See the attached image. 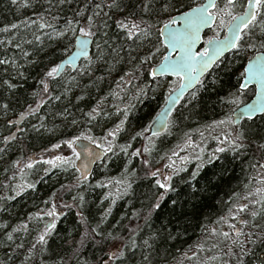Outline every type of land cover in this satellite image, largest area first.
<instances>
[{
	"label": "trees",
	"instance_id": "1",
	"mask_svg": "<svg viewBox=\"0 0 264 264\" xmlns=\"http://www.w3.org/2000/svg\"><path fill=\"white\" fill-rule=\"evenodd\" d=\"M203 1L180 0L184 5L181 11ZM32 2V7H19L11 0H0V29L6 25H18L16 29L0 31V41H4L0 43V58H15L18 65H23L21 71L24 73L23 77H19L12 66L0 64V103L9 104L6 112L0 108V197L9 195L15 197L12 200H0V204H3V209H0V224L8 225L7 228H0V260L6 264H23L31 244L37 243L39 248L36 237L45 224L53 219L45 213L51 208L52 203H55L56 211L62 212L63 215L55 220V229L48 237V251L42 254L43 264H59L61 258L64 264H82V261L96 264L98 258L110 247H114L108 233L117 237V240L123 238L127 241L133 236L134 231L138 245H142L143 239L153 232L164 237L154 244L150 253L152 264H224V262L236 264L238 256L227 254L228 249L225 245L228 242L210 230L216 228L217 233L220 230L231 231L220 217H227L228 210L234 207L236 198L245 196L256 186L254 181L264 170L253 165L264 163L262 159L264 151L258 149L259 141L253 138L254 143L245 149L237 152L227 149L224 152H217L218 147L224 146L220 143L224 138L221 133L227 135L229 129L220 126L215 130L210 128L206 130V126L236 109L235 104L226 103L228 94L238 86L237 77L243 71L242 65L245 66L248 59L256 52L264 51V48L257 44L256 49L240 53L232 50L226 54L222 62L215 65L202 78L203 83L185 95L173 110L169 121L174 120L175 123H168L166 131L159 135H149V131H145L144 136L130 141L132 135L143 131L152 123L156 113L167 100L168 85L175 81L174 86H177L179 79L158 77L153 81V78L144 71L132 77L129 83V76L126 73H129L136 63L131 57L143 55L150 45L143 48L133 45L130 49L128 44L124 43L122 30L117 29L113 23L120 14L115 10L109 12V9L105 8L104 11L109 12L112 17L108 21L107 36L103 37L108 40L109 47L102 45L103 51H98L96 45L100 43L102 34L98 33L94 37L90 55L94 60L91 71L87 74L78 71L81 65L87 64L86 58L75 71L68 68L63 78H58L52 84V90L55 94L61 95V99L46 101L34 115L21 117V112H26L29 105L35 107L34 101L38 102L39 97L33 93L41 91L39 81L46 67L50 63L60 62L74 48L69 43L70 35L64 39L41 36L42 45L35 40V35L50 30L38 31V25L25 27L28 19L35 20L36 16L47 8L45 0ZM98 2L101 0H72L71 4L58 10L59 19L55 27L58 30L63 29L66 21L73 17V10H78L83 4L89 5V11L85 16L90 14L91 4ZM53 15L57 13L54 12ZM225 31L226 29L224 31L210 29L206 31L205 39L213 35H223ZM155 35L154 30L152 43L156 42ZM110 37L114 39H109ZM8 40L12 43L8 44ZM258 40H261L259 31L255 33L253 43ZM17 43L30 53V59L35 58V63L24 62L21 49L15 47ZM118 45H123V50H120ZM66 46L69 48L68 52L64 51ZM113 48L116 51H112ZM161 52H164L163 48ZM101 55L103 59H97ZM161 58V55L157 54L154 63L158 64ZM69 76L75 77V80H69ZM8 79L18 85L15 90H9L3 85V81ZM146 83L147 94L139 95L137 90ZM68 87L71 91L65 95V89ZM193 91L196 92L195 97L192 95ZM254 92V87H249L239 98L245 103L252 98ZM78 96H82L83 99L77 100ZM97 102L102 103L109 116L99 117L97 122L88 125L96 136L102 135L104 130L123 118L125 105L131 106L125 130L118 136L117 143L124 144L130 141L132 147L128 150L129 154L140 148L141 155L131 157L129 163V155L119 149L115 150V154L107 153L106 157L96 164L92 175L79 187L76 186V177L79 173L74 169L56 167L45 174L43 169L49 165L40 160V156L43 155L45 160L54 155L70 156L71 150L66 145H61L59 149H53L51 145L78 134L86 123L83 114ZM65 108L72 113L67 119L57 115ZM117 108L121 111L117 112ZM73 117L80 121L76 126L70 123ZM9 120L14 123L9 124ZM41 122L53 131L34 130L33 125L39 128ZM239 125L253 129L264 128V114L256 116L254 121L245 118ZM9 135L15 136V139L5 142L3 138ZM217 136L220 140L215 139ZM148 137H151V144ZM188 141L190 143H187ZM182 143L183 148L176 150V155L170 154L168 157L164 155L166 148L173 145L177 149ZM145 145L151 149L149 154L143 152ZM213 153L215 158L209 162ZM29 157L37 160L31 169L24 167ZM145 159L149 160L151 167L143 164L142 161ZM14 161H20V164L14 165ZM162 162L167 165L168 174L175 170L169 181L172 185L171 190L159 188L155 185L157 177L146 175L150 168H155ZM25 182L34 183L36 186L25 187V190L17 195L16 185ZM61 185L65 187L61 188ZM54 192L56 195L53 198ZM156 193L166 195L161 202V208L153 211L149 217L148 209ZM80 195L84 197V204L76 207L73 197ZM65 204L71 207L65 208ZM109 207L111 213L105 216V210ZM37 212L41 213L39 217L34 215ZM79 213L84 214L86 221H81ZM30 215L32 219H29ZM242 215L248 218L246 213ZM229 219L238 227H243L245 232L250 230V226L239 225L238 217ZM22 222L27 224L28 230L13 233L14 243L6 242L5 232L11 231ZM255 223L264 226V218L257 217ZM96 225H100L97 231L102 232L103 237L93 234L94 238H85L83 247H79L78 241L81 240L85 227L91 231ZM168 233H171L173 238L168 239ZM198 243H203L204 247L197 249ZM20 244L24 247H17ZM77 248L80 252L78 257L74 255ZM194 251L197 252L196 256L192 255ZM233 251L238 253L239 249L233 246ZM260 251L261 248L257 247L256 253L259 254ZM142 255H149V250L142 246L131 249L123 264H143ZM243 259L245 264H249L252 257ZM38 261L39 257L29 260L27 264H38Z\"/></svg>",
	"mask_w": 264,
	"mask_h": 264
},
{
	"label": "snow or ice",
	"instance_id": "2",
	"mask_svg": "<svg viewBox=\"0 0 264 264\" xmlns=\"http://www.w3.org/2000/svg\"><path fill=\"white\" fill-rule=\"evenodd\" d=\"M13 4H17L19 7H32V0H11ZM47 8L44 9L42 14H38L36 19H28L25 27L28 25H38V31L42 29H49L50 31L44 33L41 31L40 35H35V40L43 44L41 36L47 38L64 39L70 35L71 39L69 43L76 50L67 59L61 60L58 63H50L39 81L42 86L41 91L34 92L33 95L39 97L38 102L34 101L35 107L29 105L26 112H21L20 116H31L40 110V105L46 101L55 99L59 101L61 95L55 94L52 90V84L57 81L58 78H63L64 72L67 70V65H75V61L78 57L84 56L87 60V64L79 67L81 74H87L91 71L92 64L94 63L93 57L87 54L88 45L90 40L102 34L100 43H97L96 47L98 51H103L104 47H109L108 40L103 39L107 36V29L109 28L108 21L112 19L109 12L115 10L120 15L113 21L116 28L122 30L124 43H127L131 49L133 45L137 47H147V50L143 55H137L131 57L136 63L133 64L132 69L126 75L129 76V83L131 78L138 76L142 72L146 71L156 81L158 77L164 76L165 74L171 73L179 79V86L173 81L168 85V99L165 102V106L156 113L157 119L152 121L147 128L143 131H138L130 137V141L135 140L137 137L144 136L145 131H151L152 125H156L159 129L164 128L165 123H175L174 120L169 121L168 117L173 110L181 96L194 84L203 83V75L210 68L221 63L223 60L224 53L228 50H234L237 53L245 52L248 49H256L257 44L260 48H264V0H206V3L196 4L194 7H189L186 11H181L184 7L180 3V0H101L98 3L91 4L90 14L85 16V13L89 11V5L83 4L78 10H73V17L66 21L63 29L58 30L55 27L56 21L59 19L58 10H62L65 5L72 3V0H45ZM109 9V12H105L104 9ZM240 9V10H238ZM56 12L57 15H53ZM175 12L176 15L171 13ZM80 17L81 19H77ZM83 20V22H82ZM157 25H162L157 28ZM17 24L6 25L0 31L7 32L10 29H16ZM205 27L210 29H218L220 31L227 30V35L219 36L213 35L206 41V46L197 50V43L203 39L201 30ZM155 30V43H152L153 33ZM259 31L261 40H255V33ZM163 38V39H161ZM114 39V38H109ZM74 41V43H73ZM4 43V41H0ZM8 44L12 41L8 40ZM31 43V41H28ZM16 48L21 49L22 57L24 62L27 64L35 63V58H29L30 53L21 48V44L17 43ZM120 50H123V45H118ZM161 48L164 52H161ZM65 52L69 51L66 46ZM112 51H116L115 48ZM172 53H175L173 55ZM157 54L161 55L160 62L154 63ZM131 56V52H129ZM97 59H103V56H98ZM0 64L10 65L15 69L16 75L23 77L24 73L21 71L23 65H18L15 58H0ZM243 71L239 73L237 77V87L234 91L228 94L226 103L235 104L237 107L235 110H231L230 113H226L222 119L214 120L210 125L206 126L207 129L215 130L216 127L225 126L229 129V133L224 135L223 140L220 141L223 147H218L217 152H224L226 149L233 152L245 149L249 144L254 143L253 138L259 141L257 145L258 149L264 151V128L253 129L251 127L246 128L243 125H239L238 122L241 118L246 117L248 121H254L257 114H264V54L257 55L254 59H248L247 65L243 66ZM69 80H75V77L69 76ZM123 79V77L121 78ZM256 80L259 84V92L257 100L251 104H244L243 108H240V104L243 101L240 100V95L248 88V82ZM5 85L9 90H15L18 85L13 83L10 79L4 80ZM147 83L144 87L137 90L139 95L147 94ZM71 91L68 87L65 89V95ZM193 97L196 96V92H192ZM82 96H78L77 100H82ZM103 100V98H101ZM130 105L124 106L122 112L123 118L119 120L114 126L107 128L103 131V134L96 136L92 132V128L88 125L97 122L99 117H107L109 113L104 110L101 102H97L94 106L83 114L86 120L85 126L76 135L70 136L68 139H61L58 143L51 145L53 149H59L61 145H66L71 150L70 156L65 155H54L51 158L45 160L43 155L40 156V160L44 161L49 167L44 168L45 174L52 171L53 168L61 167L67 170L68 168L74 169L79 173L76 177V186L79 187L83 182L88 179L90 172V165L97 160H101L107 153L115 154V150L119 149L121 152L129 155V163L131 157H139L141 155V149L136 148L130 154L129 148L132 147L131 142L124 144H118L117 138L120 133L125 130V123L128 119V112ZM0 108L4 109L5 112L9 108L8 103H0ZM117 112L121 110L116 109ZM58 116L67 119L72 113L68 112L65 108L62 112L57 113ZM43 120V117L40 118ZM9 124H13L14 121L9 120ZM71 125L76 126L80 121L73 117L70 121ZM33 129L39 131L44 129L45 131L51 132L52 128H47L46 124L39 123V128L33 125ZM166 131V129H164ZM20 131V129H18ZM153 136L159 135V131L152 132ZM203 137V134H201ZM4 141L15 139V136H5ZM215 139L220 140L217 136ZM149 143H152L151 137H148ZM87 141L88 143H84ZM187 143H190L188 141ZM95 145V148L92 147ZM79 149V150H77ZM47 151V150H45ZM151 149L145 145L143 147L144 153H150ZM203 153V149H201ZM83 155V161L77 166V161L81 160ZM172 155H176L175 152ZM215 158V153L211 159ZM186 159V158H182ZM264 159V157H262ZM171 161V158L169 157ZM144 165L150 166L149 160L145 159L142 161ZM14 165H19L20 161H14ZM37 160L32 157L28 158V162L24 167L31 169ZM174 163V162H172ZM259 167L264 170V163H258L253 167ZM167 167V165H165ZM175 174V170L167 176L161 172L159 168L146 172V175L157 177L161 176L163 179H156L155 185L161 189H172V185L168 182L171 180L172 175ZM255 187L249 190L245 196H238L233 208H229L228 216H221L220 220L227 224L231 231L220 230L217 233L216 228H212L210 231L214 234H218L228 243L225 245L228 249L227 254L230 256H238L236 264H245L243 257H252L249 264H264V226L255 223L257 217L264 218V171H262L256 180L254 181ZM34 183H24L16 185V194L19 195L27 188H35ZM61 185V188H64ZM130 187V185H129ZM55 192L52 197H55ZM166 193H156L152 199V203L148 209V216L156 209L161 208V202L163 201ZM14 196L0 197V200L14 199ZM51 199V198H50ZM73 201L76 202V207H81L84 204V197H73ZM78 201V202H77ZM115 201H113L114 203ZM251 205V206H250ZM257 206L259 208L257 209ZM65 208L71 207V205L65 204ZM0 209H3V204H0ZM6 210V209H5ZM175 211V209H173ZM111 213V208L105 210V216ZM247 214L248 218H245L242 214ZM47 216L53 219L47 222L43 230L38 233L36 240L37 243L31 244L27 249V253L24 257L23 264H27L29 260H34L39 257L38 264H43V255L48 251V237L51 236L55 229V220L58 219L62 212L56 211V204L52 203L51 208L45 213ZM39 217L41 213L37 212L34 214ZM82 222L86 221L83 213H79ZM230 217H238L239 225L250 226V230L244 231L243 227H238L237 224L232 223ZM32 219V216H29ZM103 223V219L101 220ZM147 223V221H146ZM6 223L0 224V228H7ZM100 225L94 226L91 231L88 230L87 226L85 231L81 234V240L78 241L79 247H83L85 238H94V235H100L103 237L102 232H98ZM28 230L26 223H21L12 228L11 231L5 232L6 242L9 244L15 242L13 233ZM234 233V235H233ZM109 238L114 243V247H110L104 255L96 261V264H123L127 258V253L131 249L137 247H143L149 250V255H142L143 264H152L150 259V253L154 248L156 241L163 239L159 233L153 232L149 237L143 239L142 245H138L135 236H130L127 241L123 238L117 240V237L112 236L108 233ZM168 239L173 238L171 233H168ZM149 241H152L150 243ZM251 245L252 247H248ZM233 246L239 249V252L233 251ZM17 247L23 248V244ZM203 243L196 245L197 249H202ZM260 247L261 251L259 254L256 253V248ZM75 256H79V248L75 250ZM185 256L187 253L184 254ZM193 256L197 255V252H192ZM215 259V257H213ZM0 264H6L5 261L0 260ZM59 264H64L63 258L60 259ZM82 264H88L87 261H82ZM227 264V262H224Z\"/></svg>",
	"mask_w": 264,
	"mask_h": 264
},
{
	"label": "water",
	"instance_id": "3",
	"mask_svg": "<svg viewBox=\"0 0 264 264\" xmlns=\"http://www.w3.org/2000/svg\"><path fill=\"white\" fill-rule=\"evenodd\" d=\"M203 3H206V0H204L203 1ZM194 7V6H193ZM186 11V10H185ZM176 15V14H175ZM210 28H208V27H205V28H203L202 30H201V35H202V37H203V39L202 40H200L198 43H197V45H196V49L197 50H199V49H201V48H203V47H205L206 46V41H205V32L207 31V30H209ZM228 33H227V30H226V32H225V34L224 35H227ZM224 35H222V36H224ZM221 36V37H222ZM163 39V38H162ZM93 43H94V38H92L91 40H90V43H89V45H88V50H87V54L88 55H91V53H92V48H93ZM75 48H73V50L67 55V56H65L62 60H64V59H67V57L68 56H70L73 52H75ZM232 50H228V51H226L225 53H224V56L226 55V54H228L229 52H231ZM173 55H175V53H172ZM259 54H264V51H258V52H256L250 59H254L257 55H259ZM223 56V57H224ZM83 59H85V57L84 56H81V57H78L77 58V60L75 61V65H72V64H69V65H67V69L68 68H70L71 70H73V71H75L78 67H79V65H80V63H81V61L83 60ZM248 62V61H247ZM246 65H247V63H246ZM245 65V66H246ZM214 67V66H213ZM212 67V68H213ZM212 68H210L208 71H210ZM207 71V72H208ZM207 72H205L204 73V75H203V77L206 75V73ZM161 77H176L175 75H173V74H171V73H168V74H165L164 76H161ZM177 78V77H176ZM198 84H194L191 88H189L182 96H181V98H180V100H179V102L176 104V105H174V107H173V110L177 107V105L180 103V101L182 100V98L185 96V95H187L190 91H192L193 89H195L196 88V86H197ZM178 86H179V84H178ZM177 86V87H178ZM250 86H254L255 87V93H254V95H253V97L249 100V101H247V102H245V103H243V104H241L240 105V108L242 109L243 108V106H244V104H251V103H254L256 100H257V96H258V92H259V84H258V82L254 79V80H251V81H249L248 82V87H250ZM167 99H168V97H167ZM167 101V100H166ZM165 106V104L163 105V107ZM162 107V108H163ZM161 108V109H162ZM173 110L171 111V113H170V115H169V117H168V120H169V118H170V116H171V114H172V112H173ZM258 115H261V114H257V116ZM246 117H243V118H241L240 119V121L238 122V124H240L241 122H242V120L243 119H245ZM155 119H157V117L155 116V118L153 119V120H155ZM152 124V123H151ZM167 127H168V123H165L164 124V128L163 129H159L156 125H152V128H151V131H149L148 132V134L149 135H152V132H157V131H159V134H161V133H163L165 130L164 129H167ZM84 143H88L87 141H84ZM92 147L93 148H95V145H92ZM77 150H79V149H77ZM106 157V156H105ZM105 157H102V159L101 160H97V161H95L94 163H92L89 167H90V172H89V175H88V178L92 175V173H93V171H94V168H95V166H96V164L98 163V162H100V161H102ZM83 161V155L81 156V160L80 161H77V166H79L80 165V163Z\"/></svg>",
	"mask_w": 264,
	"mask_h": 264
},
{
	"label": "rangeland",
	"instance_id": "4",
	"mask_svg": "<svg viewBox=\"0 0 264 264\" xmlns=\"http://www.w3.org/2000/svg\"><path fill=\"white\" fill-rule=\"evenodd\" d=\"M183 145H184L183 143L180 144V146H178L177 149H175L173 145L169 146L168 148H166V150H164V153H165L164 155L168 157V156H169L170 154H172L173 152H176V150H180L181 148H183ZM63 153H66V151H63ZM146 154H149V153H146ZM157 168H159V169L161 170V172L164 173L165 176L168 175V172H167L166 167H165V165H164L163 162H162L159 166H157V167H155V168H150V171H151V170H155V169H157ZM157 179H163V177H161V176H157ZM168 182H169V181H168ZM219 227H220V226H218V228H219Z\"/></svg>",
	"mask_w": 264,
	"mask_h": 264
},
{
	"label": "flooded vegetation",
	"instance_id": "5",
	"mask_svg": "<svg viewBox=\"0 0 264 264\" xmlns=\"http://www.w3.org/2000/svg\"><path fill=\"white\" fill-rule=\"evenodd\" d=\"M250 87H254V86H250ZM248 88H249V87H248ZM248 88H247V89H248ZM254 90H256L255 87H254ZM254 93H255V92H254ZM252 97H253V96H252Z\"/></svg>",
	"mask_w": 264,
	"mask_h": 264
}]
</instances>
